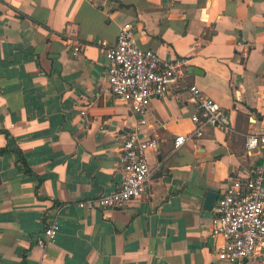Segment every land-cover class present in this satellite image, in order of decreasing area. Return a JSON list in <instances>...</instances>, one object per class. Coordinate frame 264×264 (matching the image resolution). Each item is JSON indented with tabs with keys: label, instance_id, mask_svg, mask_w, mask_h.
<instances>
[{
	"label": "crops",
	"instance_id": "crops-1",
	"mask_svg": "<svg viewBox=\"0 0 264 264\" xmlns=\"http://www.w3.org/2000/svg\"><path fill=\"white\" fill-rule=\"evenodd\" d=\"M124 23L139 47L186 62L143 116L105 79L99 42L113 45ZM191 86L228 113L229 132L194 135ZM136 129L158 143L146 194L122 209L78 208L116 190ZM248 134H264V0H0V264H228L215 258L210 212L229 178L264 160V148L246 153ZM178 135L191 139L174 150ZM51 222L59 232L42 249Z\"/></svg>",
	"mask_w": 264,
	"mask_h": 264
},
{
	"label": "built area",
	"instance_id": "built-area-1",
	"mask_svg": "<svg viewBox=\"0 0 264 264\" xmlns=\"http://www.w3.org/2000/svg\"><path fill=\"white\" fill-rule=\"evenodd\" d=\"M21 2L22 0H15ZM68 42L74 43L77 53L80 43L77 30L68 27ZM106 58L105 79L116 100L125 104L132 113L143 116L152 99L165 97L182 75L186 62L163 61L152 49L141 48L135 38L131 23L119 27L116 41L106 45L100 41ZM190 100L197 113L191 117L194 135L199 137L206 126L229 132L230 119L226 111L212 99L204 96L196 86L189 87ZM190 137L178 135L173 149L183 146ZM244 147L247 154L264 148V134H248ZM158 143L139 132L132 131L121 144L118 169L121 175L116 190L107 195L88 198L77 203L85 209H122L132 200L142 197L148 189L150 169L146 155L156 151ZM59 232L56 222H51L36 239V245L45 248ZM210 232L215 247L216 260L235 264L252 257L264 255V160L253 165L244 178H229L210 212Z\"/></svg>",
	"mask_w": 264,
	"mask_h": 264
},
{
	"label": "water",
	"instance_id": "water-1",
	"mask_svg": "<svg viewBox=\"0 0 264 264\" xmlns=\"http://www.w3.org/2000/svg\"><path fill=\"white\" fill-rule=\"evenodd\" d=\"M215 195L211 192L209 193H206V196H205V204H204V208L207 209V210H210L211 207H212V203L215 201Z\"/></svg>",
	"mask_w": 264,
	"mask_h": 264
}]
</instances>
